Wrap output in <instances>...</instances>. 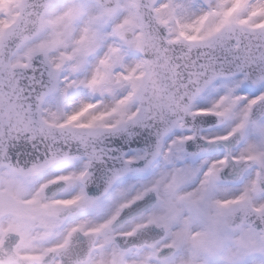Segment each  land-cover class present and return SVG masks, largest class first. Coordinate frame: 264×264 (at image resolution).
<instances>
[{"label": "snow or ice", "instance_id": "snow-or-ice-1", "mask_svg": "<svg viewBox=\"0 0 264 264\" xmlns=\"http://www.w3.org/2000/svg\"><path fill=\"white\" fill-rule=\"evenodd\" d=\"M0 264H264V0H0Z\"/></svg>", "mask_w": 264, "mask_h": 264}]
</instances>
